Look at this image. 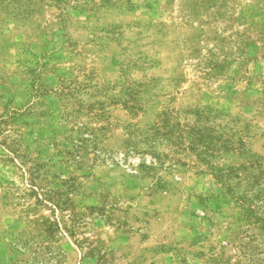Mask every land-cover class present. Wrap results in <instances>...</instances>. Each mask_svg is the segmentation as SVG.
<instances>
[{"label": "rangeland", "instance_id": "1", "mask_svg": "<svg viewBox=\"0 0 264 264\" xmlns=\"http://www.w3.org/2000/svg\"><path fill=\"white\" fill-rule=\"evenodd\" d=\"M0 264H264V0H0Z\"/></svg>", "mask_w": 264, "mask_h": 264}, {"label": "trees", "instance_id": "2", "mask_svg": "<svg viewBox=\"0 0 264 264\" xmlns=\"http://www.w3.org/2000/svg\"><path fill=\"white\" fill-rule=\"evenodd\" d=\"M52 205L55 207V208H58L59 206H58V204H56V203H52ZM49 231V230H48Z\"/></svg>", "mask_w": 264, "mask_h": 264}]
</instances>
